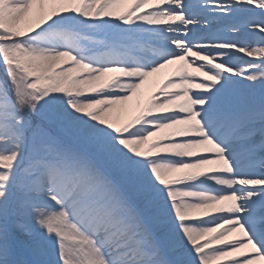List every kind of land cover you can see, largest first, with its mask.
<instances>
[{"label":"snow or ice","instance_id":"snow-or-ice-1","mask_svg":"<svg viewBox=\"0 0 264 264\" xmlns=\"http://www.w3.org/2000/svg\"><path fill=\"white\" fill-rule=\"evenodd\" d=\"M0 67V264H264V0H0Z\"/></svg>","mask_w":264,"mask_h":264},{"label":"bare ground","instance_id":"bare-ground-1","mask_svg":"<svg viewBox=\"0 0 264 264\" xmlns=\"http://www.w3.org/2000/svg\"><path fill=\"white\" fill-rule=\"evenodd\" d=\"M176 64L167 65L164 68H162L159 72L152 74L150 77L146 78L144 83L139 88L144 91L146 100L145 103L141 104L139 107V110L141 111L147 104V102L151 99L152 95L154 93H157L165 81V79L171 74V72L176 68ZM111 75V74H108ZM107 77H105L106 79ZM136 112L134 115H138L140 111ZM171 131V129H162L160 132L157 133V135H162L164 133H167ZM155 137H151L150 139H154ZM197 215V214H194ZM234 234V233H233ZM236 235V234H235Z\"/></svg>","mask_w":264,"mask_h":264},{"label":"rangeland","instance_id":"rangeland-1","mask_svg":"<svg viewBox=\"0 0 264 264\" xmlns=\"http://www.w3.org/2000/svg\"><path fill=\"white\" fill-rule=\"evenodd\" d=\"M3 69L0 67V74H2ZM146 97L142 89H138L136 93L133 94L132 98L122 105H118L116 108V113L118 114V124L123 125L131 121L138 112L140 105L145 103ZM140 111V110H139ZM236 233L232 234L235 235Z\"/></svg>","mask_w":264,"mask_h":264}]
</instances>
